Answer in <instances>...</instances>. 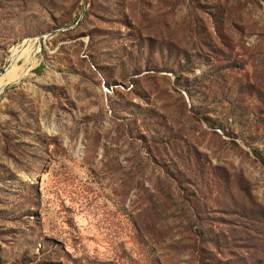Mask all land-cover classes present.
<instances>
[{
  "label": "rangeland",
  "instance_id": "1",
  "mask_svg": "<svg viewBox=\"0 0 264 264\" xmlns=\"http://www.w3.org/2000/svg\"><path fill=\"white\" fill-rule=\"evenodd\" d=\"M27 61L0 264H264V0H0Z\"/></svg>",
  "mask_w": 264,
  "mask_h": 264
},
{
  "label": "bare ground",
  "instance_id": "2",
  "mask_svg": "<svg viewBox=\"0 0 264 264\" xmlns=\"http://www.w3.org/2000/svg\"><path fill=\"white\" fill-rule=\"evenodd\" d=\"M27 51H28V54L34 53L32 49L27 50ZM29 63L30 62L27 61L24 65H22L20 67H10L7 71L8 73L5 76H3L2 78H0V87L5 85V84L11 83V82L17 80V78H19L22 74H24L27 71V66L29 65Z\"/></svg>",
  "mask_w": 264,
  "mask_h": 264
},
{
  "label": "trees",
  "instance_id": "3",
  "mask_svg": "<svg viewBox=\"0 0 264 264\" xmlns=\"http://www.w3.org/2000/svg\"><path fill=\"white\" fill-rule=\"evenodd\" d=\"M164 69H167V68H165V67H163ZM186 88V90H187V93L188 94H190V91H189V89L187 88V87H185ZM254 152H255V155L260 159V160H262V161H264V156L258 151V150H254Z\"/></svg>",
  "mask_w": 264,
  "mask_h": 264
}]
</instances>
